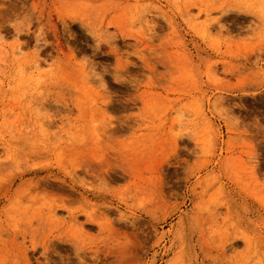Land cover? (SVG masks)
<instances>
[{
    "label": "rangeland",
    "instance_id": "1",
    "mask_svg": "<svg viewBox=\"0 0 264 264\" xmlns=\"http://www.w3.org/2000/svg\"><path fill=\"white\" fill-rule=\"evenodd\" d=\"M0 264H264V0H0Z\"/></svg>",
    "mask_w": 264,
    "mask_h": 264
},
{
    "label": "bare ground",
    "instance_id": "2",
    "mask_svg": "<svg viewBox=\"0 0 264 264\" xmlns=\"http://www.w3.org/2000/svg\"><path fill=\"white\" fill-rule=\"evenodd\" d=\"M56 189V188H55Z\"/></svg>",
    "mask_w": 264,
    "mask_h": 264
}]
</instances>
